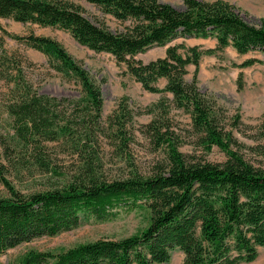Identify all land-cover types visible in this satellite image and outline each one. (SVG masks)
I'll return each instance as SVG.
<instances>
[{"label": "trees", "instance_id": "16d2710c", "mask_svg": "<svg viewBox=\"0 0 264 264\" xmlns=\"http://www.w3.org/2000/svg\"><path fill=\"white\" fill-rule=\"evenodd\" d=\"M101 16L116 21L111 30L97 18L64 0H0V19L38 27L58 28L80 46L113 57L150 94L171 95V108L189 117L188 129L176 131L164 100L143 111L119 102L101 121L99 86L78 61L54 40L0 33L44 55L55 72L76 84L75 99L37 93L23 79L16 62L10 99L0 93V109L10 121L12 136L0 135L2 159L19 174L33 168L54 182L41 192L22 194L4 179L0 198V254L8 245L11 227L23 217H65L81 214L95 223L114 221L121 214L142 209L147 225L139 233L118 240L98 239L57 254L30 251L19 264H166L173 251L180 264H247L264 247V110L255 128L244 126L236 113L200 92L196 72L201 55L232 48L236 54L264 56V20L246 22L232 5L221 0H180L177 10L158 0H82ZM213 39L215 48L196 47L178 53L175 39ZM154 47H165L160 58L142 63L134 59ZM259 61L246 59L237 68ZM12 65L0 56V72ZM193 66L186 82V67ZM164 79L158 89L154 83ZM241 89V75L235 81ZM153 115L135 126V117ZM249 141L241 143L234 133ZM137 137L161 157L142 174L132 166ZM202 154L212 147L225 153L221 163H209ZM130 168V169H127ZM51 223V222H50Z\"/></svg>", "mask_w": 264, "mask_h": 264}, {"label": "rangeland", "instance_id": "374dc122", "mask_svg": "<svg viewBox=\"0 0 264 264\" xmlns=\"http://www.w3.org/2000/svg\"><path fill=\"white\" fill-rule=\"evenodd\" d=\"M77 6L84 17L97 18L111 30L121 29V26L108 16L101 14L94 7L82 0H64ZM213 2L215 0H200ZM232 5L246 22L256 24L264 20V0H221ZM180 10V0H158ZM2 27L9 35L25 37L34 35L56 41L66 53L75 61H78L88 73L91 80L99 86L102 97L101 121L104 123L119 102H125L132 109L143 111L153 106L160 100L170 106L169 118L177 125L176 131L188 129L189 117L181 110L171 108V95L150 94L142 90L127 72L125 66L116 63L112 56L104 53H94L83 46L78 45L68 32L58 28L38 27L30 24L14 23L11 20L0 19ZM183 45L179 49L180 55H185V49L196 47L197 51L204 52L215 48L213 39H175L169 45ZM165 47H154L138 54L134 59L147 63L160 58L164 54ZM0 56L7 58V71L0 72V93L10 99V89L15 87L20 80L16 78V62L21 70L24 80L30 82L38 94L58 99H75L78 97L79 88L72 82H67L64 77L55 72L48 59L40 52L31 49L22 42H16L0 33ZM254 58L259 61L247 68H237V65L246 59ZM194 67H186L184 81L191 79ZM241 75V89L236 91L235 81ZM197 87L200 92L211 96L218 105L226 111L227 115L238 114L240 122L244 126L255 128L264 110V56L258 53L238 55L235 51L226 47L221 52L201 55L197 72ZM165 85L164 79H158L154 86L158 89ZM153 115L143 114L135 117V126L148 123ZM0 135L7 141L12 136L10 121L0 109ZM238 141L249 144V141L234 133ZM138 146L132 147V166L142 174L149 171L152 163L161 157L160 152L151 153L146 142L137 137ZM183 154L194 152L209 163H221L225 160V153L212 147L207 153L194 150L185 145L180 148ZM0 149V179H4L14 190L22 194L41 192L53 185L52 180H46L45 175H40L33 168L16 174L2 159ZM130 169V168H127ZM7 191L0 182V198H5ZM21 223L11 227L8 236V245L4 253L0 254V264H19V260L28 252H40L57 254L79 244L93 242L98 239L118 240L135 235L147 225V214L142 209H136L130 214H121L114 221L95 223L84 215L75 214L65 217L49 216L35 217L31 214L23 217ZM51 222V223H50ZM181 255L173 251L166 264H180ZM247 264H264V247L257 249V255L253 262Z\"/></svg>", "mask_w": 264, "mask_h": 264}]
</instances>
